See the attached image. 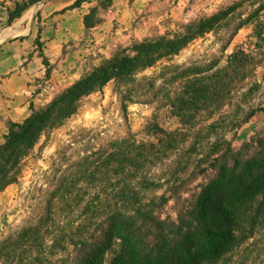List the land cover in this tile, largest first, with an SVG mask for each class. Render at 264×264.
<instances>
[{
    "label": "trees",
    "instance_id": "trees-1",
    "mask_svg": "<svg viewBox=\"0 0 264 264\" xmlns=\"http://www.w3.org/2000/svg\"><path fill=\"white\" fill-rule=\"evenodd\" d=\"M232 9L134 42L11 126L0 145V193L18 181L22 162L40 136L63 125L83 98L110 82L124 121L125 104L136 95L149 96L146 103L153 104L171 85L175 91L163 93L156 104L179 125L170 131L150 125L145 133L152 141H139L129 128L125 136L99 127L72 131L39 187H31L35 219L0 247V264H218L229 256L236 258L234 264H264V238L257 236L264 232V136L234 154L211 161L212 151L199 158L196 164H211L214 175L175 221L158 214L165 195L151 197V190L163 187L176 192L180 174L195 162L201 135L226 120L205 126L202 118L216 114L227 90L230 94L246 79L243 63L232 54L222 69L213 70L214 63L169 65L151 77V86L129 88L139 73L219 28ZM263 34L256 38L264 41Z\"/></svg>",
    "mask_w": 264,
    "mask_h": 264
},
{
    "label": "rangeland",
    "instance_id": "rangeland-1",
    "mask_svg": "<svg viewBox=\"0 0 264 264\" xmlns=\"http://www.w3.org/2000/svg\"><path fill=\"white\" fill-rule=\"evenodd\" d=\"M235 6L237 3H241ZM140 11L132 25L117 26L118 33L113 31L107 50L100 63L109 59L114 53L130 48L136 41L166 32L180 31V28L203 16H211L220 10L227 11L234 7L228 19L221 22L216 30L191 42L178 55L163 59L136 76V82L129 88H147L151 86V77L158 75L165 66L184 65L194 67L215 64V69L225 68L228 57L236 54L243 63V75L246 79L228 90L223 104L212 117L203 116V125L221 120L211 132H204L194 155L195 162L180 174L181 182L176 192L163 187L151 190L152 196L165 195L166 203L159 206L161 219H177L179 211L185 209L193 196L214 175L208 163L199 167V158L208 156L210 160L229 153L234 154L245 145H251L258 137L264 136V41L256 38L258 32H264V0H138ZM264 37V34H263ZM90 70V69H89ZM87 70V71H89ZM86 71V72H87ZM85 72V73H86ZM84 73V74H85ZM83 74V75H84ZM160 90L161 83H156ZM250 89V92L248 90ZM65 90V89H63ZM63 90H60L61 93ZM156 90V89H155ZM171 85L159 91L156 103L163 93L174 92ZM131 103H126V120L120 111L115 83H108L101 92L93 93L80 102L78 111L63 125L44 132L32 151L22 162V172L15 184L0 193V247L5 241L17 236V232L35 219L33 206L35 190L39 187L42 175L55 159L57 150L68 144L70 133L81 128L108 130L110 135L125 136L129 128L139 141H152L145 130L157 124L164 130H175L179 127L176 118L167 113L166 108H157L160 104L146 103L149 96H138ZM47 106V105H45ZM39 106L37 109L45 107ZM36 109V110H37ZM36 213V212H35ZM258 240L264 237L262 230L257 233ZM251 242V241H249ZM66 256V255H65ZM236 259V258H235ZM231 256L218 264H234ZM251 260V259H250Z\"/></svg>",
    "mask_w": 264,
    "mask_h": 264
},
{
    "label": "crops",
    "instance_id": "crops-1",
    "mask_svg": "<svg viewBox=\"0 0 264 264\" xmlns=\"http://www.w3.org/2000/svg\"><path fill=\"white\" fill-rule=\"evenodd\" d=\"M139 11L138 0H0V145L95 67Z\"/></svg>",
    "mask_w": 264,
    "mask_h": 264
}]
</instances>
